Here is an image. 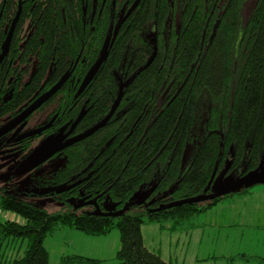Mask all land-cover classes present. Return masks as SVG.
<instances>
[{
  "label": "trees",
  "instance_id": "trees-1",
  "mask_svg": "<svg viewBox=\"0 0 264 264\" xmlns=\"http://www.w3.org/2000/svg\"><path fill=\"white\" fill-rule=\"evenodd\" d=\"M35 1L26 12L34 64L26 54L1 63L0 81L10 79L12 92L3 113L18 116L65 73V83L28 118L38 117L35 128L53 119L35 139L66 132L80 114L72 132H84L118 105L102 128L47 159L62 157V165L35 177L40 187L65 189L48 195L68 207L48 212L27 195L0 187V208L24 219L0 221V264H48L43 241L58 227L93 236L116 228L117 264H173L146 247L141 225L192 230L196 216L250 188L165 206L212 193L226 162V175L236 180L264 161V0H139L84 88L118 15L134 0ZM0 139L5 146L12 142ZM30 145L9 151L23 153ZM140 188L146 191L142 199L135 196ZM86 202L101 214H93L92 205L79 206ZM23 239L22 256L6 260L9 244ZM112 261L73 254L60 264Z\"/></svg>",
  "mask_w": 264,
  "mask_h": 264
},
{
  "label": "rangeland",
  "instance_id": "rangeland-1",
  "mask_svg": "<svg viewBox=\"0 0 264 264\" xmlns=\"http://www.w3.org/2000/svg\"><path fill=\"white\" fill-rule=\"evenodd\" d=\"M37 121L38 117L30 119L27 128L33 126ZM8 124L9 120L3 118L1 127L4 129ZM55 140L56 137H53L51 134L43 139H34L29 149L23 153L19 151L0 153V187H4L11 192L27 195V199L33 201L48 212L58 211L64 207H68V201L59 200L48 195L51 192L55 193L57 187H40L35 181L36 176L48 174L50 171L62 165L64 159L62 157H54L30 169L42 157L51 152ZM263 162L260 163L258 171L264 176ZM234 181L235 178L232 174L225 176L226 184ZM249 193L253 195H248V199L240 205L237 200L234 201L229 198L227 201L215 205L207 213L196 216L194 219L195 222L203 224L205 220H207V223L211 221V223H217V225L222 224L223 226L221 227L213 224L211 227H202L203 230L196 229L191 232V235L190 233H182L179 231L170 232L163 230L159 227L158 223H144L141 225V231L146 246L155 252L158 249L160 251L159 255L166 261L170 258L172 261L177 259V263L181 260L189 263V260L195 255H201L205 251L210 250L218 251V248L223 247L224 243L221 239L225 238V233L230 234V239L226 243V246L233 253L241 249L240 247L247 242H253V245H256L257 238L252 233L256 232L258 234L259 230L251 233H248L246 230L245 236L242 238L243 235L240 230L224 227L229 222V216L231 214L237 215L244 204L252 207V204L255 203L257 210L264 211V183L251 187ZM135 196L142 199L146 196V191L140 188L136 190ZM69 201L74 203L73 200ZM224 205L226 207L225 209L223 207ZM5 213L7 217H0V221L9 219L19 223L24 222V219L16 213ZM221 214H223V217ZM259 219L261 223L264 222V213H261ZM162 224H168V222H162ZM259 240H261L260 237ZM26 245V239L11 242L6 250V260L7 258H13L15 255L22 256ZM43 246L48 254V264H60V259L63 255L73 254L91 259L112 261L120 248V235L116 228L112 229L107 235L93 236L86 235L73 228L58 227L50 235L46 236L43 241ZM248 250L250 251V249ZM111 264L117 263L112 261Z\"/></svg>",
  "mask_w": 264,
  "mask_h": 264
},
{
  "label": "flooded vegetation",
  "instance_id": "flooded-vegetation-1",
  "mask_svg": "<svg viewBox=\"0 0 264 264\" xmlns=\"http://www.w3.org/2000/svg\"><path fill=\"white\" fill-rule=\"evenodd\" d=\"M33 1L34 0H0V69L2 68L1 63L7 60L8 56L9 57L13 56L17 58L18 56H23L24 54H26V55H29V58H31L30 64L32 65L34 64V61L32 60L33 55H32L31 48L29 46L27 47L26 45L28 41V36L31 34L30 31H32L31 29L32 20H31V17L29 16L31 13L28 15L26 12L27 10L31 11L34 5H36L35 3L32 4ZM120 13L125 14L123 11ZM16 62L17 61L11 60L9 61V65L14 66ZM10 84H11L10 79L8 80V82L0 81V133L6 132L4 135H0V138L6 135L7 141H12L11 144H16V145H14L13 148H6L7 146L11 144L6 145V146L0 144V148L3 151H9L14 148L23 147L25 142L30 141L32 143L36 136L40 137L41 135H43L45 131L44 129H49L45 127L48 123L46 125H42V126L35 128L34 126L37 125L38 122H36L35 125H33V127L31 126L27 128V124L29 121L28 118L35 111L30 116H28L26 119H24L23 121L19 123H15V120L20 116L22 112L18 114V116L13 117V118L10 115L3 113V109L7 105L8 101L10 102L12 100L11 98L12 92L10 91L11 88L9 87ZM3 118H6L9 120V124L6 127H4V129L1 127L2 126L1 121ZM52 121L53 119L49 121L51 122V126H52ZM38 129H40L41 131L39 134L32 135L30 137H25L22 139H18L19 136H22L28 132L35 131ZM69 130H67L66 132H56L52 134L53 137H56L53 147L57 145L58 147L62 146L65 140L75 137L82 133V132L74 133L72 132L73 130L71 132H68ZM0 142H2L1 139H0ZM61 150H64V149L62 148L59 151Z\"/></svg>",
  "mask_w": 264,
  "mask_h": 264
},
{
  "label": "water",
  "instance_id": "water-1",
  "mask_svg": "<svg viewBox=\"0 0 264 264\" xmlns=\"http://www.w3.org/2000/svg\"><path fill=\"white\" fill-rule=\"evenodd\" d=\"M139 0H135L134 3L130 6V8L127 10V12L125 14L120 13L118 20L116 22V25L114 27L113 33H112V37L110 42H107L105 44V47L100 55V57L98 58V60L93 64V66L90 68L88 74L86 75L84 81L81 84V88H84L87 86V84L92 80V78L94 77V75L96 74L97 70L99 69L100 65L102 64L107 49L109 47V45L112 44V42L114 41L122 23L125 21V19L130 15L131 11L135 8V6L137 5ZM18 16V15H16ZM16 19V18H15ZM154 54H155V49H154ZM154 55L149 59V61L147 62L146 65H148L151 60L153 59ZM69 77V73H65L59 80V82L52 88L50 89L47 93H45L43 96H41L40 98H38L36 101H34L28 108H26L21 114L20 116L15 120V123H19L21 121H23L24 119H26L28 116H30L35 110H37L45 101H47L53 94L56 93V91L63 85V83H65V81L68 79ZM118 102L114 103L112 105V107L110 108V110L108 111V113L96 124H94L93 126H91L89 129L85 130L84 132H82L81 134L69 138L67 140H65V142L63 143L62 146H55L53 147V149L51 150V152H49V154L45 155L42 159H40L37 163H35L30 169L40 165L41 163H43L44 161H46L48 158L52 157L54 154H56L60 149H64L70 145H72L75 142H78L88 136H90L91 134H93L95 131H97L98 129L102 128L104 126V124L111 118V116L114 114L116 108H117ZM82 114H80L76 121L74 122V125L72 126V128L68 131L71 132L73 130V128L75 127V125L79 122V120L81 119ZM51 126V122H48V124L45 126L46 128H50ZM41 131L40 129L35 130V131H31L28 132L22 136H19L18 139H22L25 137H30L32 135H37L39 134ZM6 132H1L0 135H4ZM68 135V134H67ZM66 135V136H67ZM259 167V166H258ZM228 171V163L226 162L223 169L221 170V172L217 175V177L215 178L214 182H213V186H212V193L207 194V195H196L190 198H186L180 201H176L173 203H170L168 205H166L165 207H172V206H177V205H181V204H191V203H200L203 201H208V200H212L214 198L217 197H222L225 196L229 193H235L238 190H240L241 188H251L255 185L264 183V176L261 175L258 171V168H256L253 171H250L248 173H246L243 177L236 179L234 182L230 183V184H226L225 182V175ZM65 189H57L55 193L59 194L61 192H63ZM84 205H92L95 207V211L93 212V214H101L98 209H97V205L92 203V202H86V203H82L79 206H84ZM161 207H159L160 209Z\"/></svg>",
  "mask_w": 264,
  "mask_h": 264
},
{
  "label": "crops",
  "instance_id": "crops-1",
  "mask_svg": "<svg viewBox=\"0 0 264 264\" xmlns=\"http://www.w3.org/2000/svg\"><path fill=\"white\" fill-rule=\"evenodd\" d=\"M248 195L252 196L253 194L247 192L244 194L228 197V198L222 200L221 202L227 201L230 198V199H233L234 201L237 200L239 202V205H240V204L244 203V201H246V199H248ZM221 202H219V203H221ZM218 204H216V205H218ZM252 205H253L252 207L251 206L248 207L246 204H244V206L241 207V209L237 215L231 214L229 216V222H227L224 225V227L235 228L234 230H240L242 232V235H243L242 238H244L246 230L248 233L259 230L258 234L256 232L252 233L253 236H256V238H257L256 245H253V242H247L240 247L241 249H238V251L233 253L232 251H230V249H227V246H226V243L230 239L229 238L230 234L225 233V238L221 239L223 241L224 245H223V247L218 248V251L210 250V251H205L201 255H195L193 258H191L189 260V263H186L184 260H181L179 263H177V259L172 261V259H170V258H168V261H170L173 264H264V262H258L257 260H254L252 258L246 259V257L264 259V222L261 223V221L259 219V217L261 216V213H264V211L257 210L255 208V205H256L255 203ZM223 207H224V209L226 208L225 205ZM204 213H207V212H204ZM221 216L223 217V214H221ZM194 223L196 226L192 230H190L188 232H182V233H190L191 234V232L196 230V229H202V227H211V225H213V224H215L218 227L223 226L222 224L217 225V223H211V221H209L207 223V220L204 221V224L198 223L195 221H194ZM186 236H187V234H186ZM142 237H143V233H142ZM259 237L261 240H259ZM143 242L145 244L144 238H143ZM248 249H250V251ZM157 253L158 254L160 253V251L158 249H157ZM240 255H242L244 257L241 258ZM231 257H233V258H231ZM102 260H104V259H102Z\"/></svg>",
  "mask_w": 264,
  "mask_h": 264
},
{
  "label": "built area",
  "instance_id": "built-area-1",
  "mask_svg": "<svg viewBox=\"0 0 264 264\" xmlns=\"http://www.w3.org/2000/svg\"><path fill=\"white\" fill-rule=\"evenodd\" d=\"M6 211H4V210H2L1 208H0V217H2V218H6L7 216H6V213H5Z\"/></svg>",
  "mask_w": 264,
  "mask_h": 264
}]
</instances>
